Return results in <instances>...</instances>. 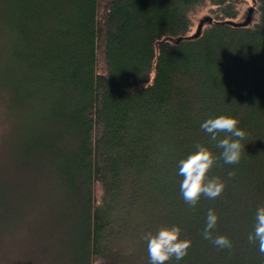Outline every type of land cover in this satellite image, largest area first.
<instances>
[{
  "label": "trees",
  "instance_id": "1",
  "mask_svg": "<svg viewBox=\"0 0 264 264\" xmlns=\"http://www.w3.org/2000/svg\"><path fill=\"white\" fill-rule=\"evenodd\" d=\"M244 1L0 0V264H150L142 237L173 225L191 247L166 264H264L247 239L264 206V0L233 25ZM220 115L244 151L192 207L178 162L220 156L200 127ZM210 209L230 248L204 239Z\"/></svg>",
  "mask_w": 264,
  "mask_h": 264
},
{
  "label": "clouds",
  "instance_id": "2",
  "mask_svg": "<svg viewBox=\"0 0 264 264\" xmlns=\"http://www.w3.org/2000/svg\"><path fill=\"white\" fill-rule=\"evenodd\" d=\"M239 123L238 119L226 115L206 119L200 127L209 134L215 147L222 150L220 156L217 157L209 148L198 145L196 151L178 162V175L183 177L180 190L190 206L195 207L202 195L215 199L223 193L224 182L218 177H210L209 172L217 159L230 165L239 163L245 146L241 141L246 138V132L238 127ZM221 133L225 135L221 137ZM217 223L218 216L210 209L206 217L204 239L210 240L217 248H230L231 241L228 237L212 235ZM181 231L179 226L173 225L162 227L155 234H144L142 239L147 243L150 264H166L172 258L179 261L188 254L191 241L181 239ZM247 239L250 243H258L259 251L264 254V206L257 208L254 231L249 233Z\"/></svg>",
  "mask_w": 264,
  "mask_h": 264
},
{
  "label": "rangeland",
  "instance_id": "3",
  "mask_svg": "<svg viewBox=\"0 0 264 264\" xmlns=\"http://www.w3.org/2000/svg\"><path fill=\"white\" fill-rule=\"evenodd\" d=\"M249 9H252V12L249 13ZM250 16V22H255L258 17L257 10L255 5L251 3L250 0L244 1L241 5H239V17L236 22H244L247 16ZM209 13L206 9H202L200 11H196L191 17L192 21V29L190 36L197 35L204 27L207 26V17H209Z\"/></svg>",
  "mask_w": 264,
  "mask_h": 264
},
{
  "label": "water",
  "instance_id": "4",
  "mask_svg": "<svg viewBox=\"0 0 264 264\" xmlns=\"http://www.w3.org/2000/svg\"><path fill=\"white\" fill-rule=\"evenodd\" d=\"M250 12H252V9H249V13H250ZM249 23H250V16L248 15L247 18H246V20H245L244 22H242V23H240V24H234V23H233V25L246 26V25H248Z\"/></svg>",
  "mask_w": 264,
  "mask_h": 264
}]
</instances>
